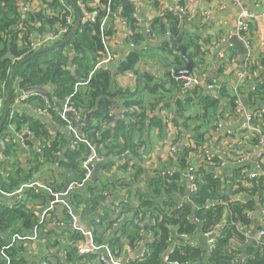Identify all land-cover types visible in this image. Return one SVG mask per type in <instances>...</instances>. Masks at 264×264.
I'll return each mask as SVG.
<instances>
[{
	"label": "trees",
	"instance_id": "1",
	"mask_svg": "<svg viewBox=\"0 0 264 264\" xmlns=\"http://www.w3.org/2000/svg\"><path fill=\"white\" fill-rule=\"evenodd\" d=\"M21 0H0V99H5L6 92L9 83L10 72L14 65L30 55L33 50L30 44L33 38V27L31 25L32 20H40L42 23L41 30L46 28L48 23H56V18H47L41 11L36 13L22 14L20 10ZM83 16L82 25L79 28L77 35L71 40L68 49L56 50L52 56L48 54H42L36 56L32 60L24 64L18 71L16 77L19 79V86L26 88L30 86L47 85L53 84L54 89L52 95L55 99L64 100L68 95L74 93L73 100L75 105L82 109L84 114L95 110L97 108L98 101L101 100V109L94 116L101 119L102 123L106 122L107 127H103L102 124L97 127L88 126L84 128L87 133V137L96 144L97 152L102 154L106 158V163L103 165V170L109 171L113 162L109 159L113 157H121L126 154L129 150L128 156L123 160L121 165L123 170H129L131 167L134 168L135 164H130L132 158L141 159L140 153L141 146L144 142L143 132L149 126L157 125L163 133H166L167 124L164 123L160 116H154L149 118L147 112L143 109L141 112L128 111L130 103H127V110L125 118L113 122L110 116L111 108L113 105V98L120 97L123 95L122 91L113 92L110 86L113 83V72L108 66L97 69L88 83H86L87 89L81 91L77 89V84L80 77L84 78V81L89 78V72L93 68V65L102 57L105 51V44L103 41L104 35H112L113 28L109 25L107 30L102 31L100 28V21L103 16L109 14V22L115 16H120L126 20V24L131 31V40L135 44H143L153 33L158 35L165 34L166 31H170L171 37L178 38L184 29V22L173 12L165 14L168 19L167 24L164 22L163 17L155 18L149 29L143 33L141 23L137 20L136 4L134 0H98V3L94 7H90L88 4L95 0H72ZM85 7L93 12H96L94 19H88ZM56 10L59 8L57 2L50 3ZM72 5V4H71ZM106 5V7H105ZM73 6V5H72ZM109 10V11H108ZM73 13L76 9L73 6ZM61 14V11H59ZM64 15V14H62ZM46 18V19H45ZM23 27H21V25ZM38 29V28H36ZM40 30V28L38 29ZM183 37V36H182ZM187 46L192 49H200L198 43L188 40ZM160 46L166 51H171L173 45L170 41V37H165ZM142 50L138 51L134 49L131 53L119 63V71L126 72L135 70L136 65L139 63ZM70 53H74L73 64L75 71L73 72L69 66ZM95 61L94 64L90 65V61ZM15 61V62H14ZM259 63L264 66V59H261ZM95 67V66H94ZM255 67L251 66L250 70H254ZM257 79L251 89L252 95L260 96L264 99V79ZM198 88V87H196ZM222 95H229L227 88H222ZM33 96L41 95H30L29 99ZM213 97V96H212ZM211 95H206L203 91L201 92V101L205 103L207 115H210V108L216 109L217 100L213 99ZM15 98V89L13 90L12 104L13 106ZM32 99V98H31ZM232 98V106L235 105ZM31 101V100H30ZM44 104V97L41 100V105ZM10 108V109H11ZM4 110V109H3ZM51 115L61 123H64L58 111L52 106L50 108ZM215 114V112H213ZM10 114L6 119L2 133L0 134V140L8 134V124L11 120L9 119ZM148 120H151V124L148 125ZM14 125L18 132H22L23 128L28 127L32 132L30 137H26V143L28 144L27 150L31 152L28 156V167L19 158L21 149L20 146L13 142L8 141L4 147L0 146V153L3 154V159L0 160L1 170V183L4 190L12 192L15 191L21 184L31 180L35 170L39 169L46 161L56 163L63 168V175L65 179L63 182L69 183L72 180L80 179L83 177L84 172L80 168V161L89 151L88 146L84 143L77 144L74 148L68 146L69 139L59 132L54 139H51L50 143H47V139L51 138L50 132L47 126L40 120V118H33L28 116L24 112L17 113L14 118ZM187 118L184 116L182 110L177 112V115L173 118V123L179 127V131H187V134L193 135V132H197L202 136L200 126L187 123ZM200 127V128H199ZM37 140L44 141L43 152L37 153L34 150V145ZM191 147H185L184 153L180 156V169L183 170L186 166V159L189 155ZM62 152L59 155L58 152ZM1 158V157H0ZM243 167H238L234 172H224L220 174L218 169L208 167L206 165L200 168L203 173V178L199 179V189L196 193L192 194L193 204L197 207H202L207 200H212L216 197L223 199H230L234 193L245 191L244 187L236 186V178L241 174ZM264 170V169H263ZM103 175L94 178L92 181L95 186L92 188V196L87 200V207L89 212L96 213L99 206L102 204L103 191L106 187L115 188L123 182H131L130 178L126 176H120L116 179H111L112 175ZM101 180L100 183H98ZM254 186L247 188V190L264 189V173L255 178ZM57 187H61L58 181L54 182ZM99 185V186H98ZM66 186V185H65ZM64 186V187H65ZM178 185L173 180L172 182H166L161 178H152L149 182V192L147 195L140 197V203L138 206L131 207L130 201H121L120 210L126 212L127 216L123 219V223L117 227V229H111L113 225L112 220L109 217V210L106 211L105 216L102 217V222L96 224L93 229L94 239L97 243H101L106 239V231L108 229L113 231V238L110 240V244L115 247L124 249L125 244H129L130 247L136 248L140 240L143 239V231H152L155 238L148 242V252L144 260H138L137 258L128 262V264H162V253L167 248V237H168V223L172 226H176L179 231L186 232L187 234L195 233L201 227L202 230L208 229L211 224L219 221L223 215L224 207L219 206L215 210L197 209L192 205L186 203L184 208L178 209L169 216L164 217L162 221H156L153 225L152 221L154 213L159 210V207L164 206L165 202L160 199L161 196L168 194L170 190H178ZM182 191L185 190L186 185L180 187ZM102 192V194H101ZM31 200L38 202H44L46 194L29 190L27 192ZM175 199V198H174ZM264 200V199H263ZM254 200H239L229 203L230 220L242 221V223L248 224L250 217L246 213L249 209H252ZM115 212V208L112 213ZM111 213V214H112ZM131 213V214H130ZM188 216V218H187ZM194 218L201 220L200 223L196 222ZM148 218L149 222L142 225L143 219ZM187 218V219H186ZM229 220V222H231ZM146 225V226H145ZM41 227L44 232V226L39 223L38 216L34 213V210L26 203L17 202L13 206L5 203H0V231L5 234H0V252L2 247L12 239V235L20 233L21 235H28L34 227ZM241 232L231 224H228L222 233L217 238L216 248L212 253H208L203 244L197 247L187 246L184 251H176L173 257L178 260L187 261L190 264H199L201 261L203 264L207 261H211L215 264H235L232 259L235 257L239 258L238 249L233 248L230 243V238L235 233ZM51 232H47L50 237ZM71 237V236H70ZM20 244L14 243L6 249L7 255L11 258V264H26V260L18 259L19 250L21 249ZM66 256L63 261L60 260L58 254H54L53 258L57 260V264H77L78 260L82 258L78 254L77 250L71 246H65ZM247 255L245 256L242 264H264V243L263 244H252L247 246ZM103 263V262H102ZM0 264H6L5 257L0 256Z\"/></svg>",
	"mask_w": 264,
	"mask_h": 264
},
{
	"label": "crops",
	"instance_id": "2",
	"mask_svg": "<svg viewBox=\"0 0 264 264\" xmlns=\"http://www.w3.org/2000/svg\"><path fill=\"white\" fill-rule=\"evenodd\" d=\"M135 4L137 16L141 19L143 33L149 29L151 22L155 18L163 17L164 22L167 24L168 19L165 17V14H168L171 9H174L178 5L185 7L187 12L184 17L174 14L184 22L185 31L182 33L183 37L180 43L186 46L187 55L191 57L195 63L192 72L198 70L207 81L213 82L214 86L209 91L205 90L206 88L203 86L194 88L190 91L183 90L181 85L176 82V75L173 74V70L184 68L186 61L181 57V50L173 46L171 51H166L160 46L162 40L167 37L166 34H151L146 42L133 46L131 44L133 40L130 38L131 31L128 25L124 22L122 17H113L109 22V25H112L113 32L108 46L111 52L115 53L116 56L107 66L112 69L113 72V83L110 89H112L113 92L122 91L123 95L113 98L110 116L114 123L125 118L127 110L126 104L130 103L128 111L141 112L144 109L149 115V118L160 116L164 123L168 125L166 133H163L157 125L149 126L144 130L143 140L145 143L142 144L140 149L142 157L141 159L132 158L130 160V164H135L134 168L131 167L129 170H123L121 168L124 162L123 160L128 156L129 150L121 157L111 158L114 159V161H111L114 163L111 168L112 170H109L110 172L113 171L109 174L112 175L111 179L114 180L117 177L126 176V178H130L132 181L123 182L122 184L129 185H119L114 189L106 187L110 190V195L105 196L101 192L103 200L96 213L89 212L87 207V200L91 198L92 188L95 186L92 181L93 179L90 177L86 185L79 192L75 193L74 199H72L71 196L66 197V200L73 207L76 214L81 211L76 223L79 230H73L71 224L67 222L70 216L65 214L64 221H60L50 226V228H45L44 232L39 228L40 237L38 240L26 239L23 241L21 239L22 241L14 242V245L15 243L22 245L19 250L18 259L26 260V264H33L34 261L38 264L47 259L50 264H57L58 261L53 258L54 254H58L60 260L63 261L66 256L65 246L71 245L69 239L71 238L70 240H72L84 237L80 232L81 229H87V227H93L94 229L96 224L101 223L95 222L97 217H101L102 219L106 211L109 210L107 213L110 214L109 217L113 222L114 214L117 211L122 212L120 208L117 207L121 201H130L132 203L131 207L139 205L140 197L142 195H147L150 190V180L152 178L160 179L156 177L155 171L164 169L171 163L166 159L167 155H169L167 147L169 142H177L180 149L184 144L183 140L187 131L184 130L180 132L179 127L173 123V118L177 115L179 110L183 111L184 116L187 118V123L201 127H199L200 131L203 133L201 137L197 132H193L192 135L196 139L198 147H200V143H203V146L204 143H206L209 149L219 153V156L222 157L225 166L222 168V171H218L220 174L224 172H234V170L238 168L235 159L227 152L229 148H234V151L235 149H239L250 155V161L245 164L248 168H254L255 157L260 152L263 153L264 160V114L261 115L260 112V110L264 109V99H261L260 96L251 94L254 90L251 88L257 80L255 79L254 73L257 72L259 73L258 77L261 76L258 80L264 79V66L259 63L261 59H264V17L260 16L264 11V0H242L241 5L243 8L249 9L256 15H259L251 26L250 37L252 40L251 47L249 48L251 58L248 65L244 67L246 70V77L244 78H239L236 73L239 69L243 68V61L245 60L247 52L239 53L238 48L234 44L226 43L235 32L237 26L236 19L239 7L233 0H135ZM46 27H49V29L46 30L47 32L53 29V25L50 23H48ZM38 29L34 28L33 32H40L41 28L40 30ZM166 32L170 33L168 30ZM188 40L198 43L200 49L189 48L186 44ZM68 47L69 46H65L63 48L68 49ZM134 49L143 51L135 70L120 72L119 63ZM54 52L55 51L49 52L48 55ZM94 62L91 60L89 64L92 65ZM95 65L96 64L93 65L89 75L95 69ZM251 66L255 67L252 71L250 70ZM83 82L84 78L80 77L77 89H81V91L87 89L88 85ZM18 85L19 82L17 81L16 83L15 81V92ZM47 87L52 93L54 89L53 84H47ZM223 87L227 88V92L231 93V96L221 94L220 90ZM202 91L206 95H211L213 99L217 100L216 109L210 108V115L208 116H206L208 109H206L205 103L201 101ZM27 96L28 98L23 101L21 106L22 112L33 118H40L47 126L51 138L49 140L47 139L46 142L50 143L51 139H54L59 132L63 133V135L69 139L64 123L55 120V118L49 114L39 113L38 110L42 106L41 100L44 96H33L31 97L32 99H29L30 95ZM232 98H234L233 102H235L233 106ZM55 100L61 101L59 99ZM54 108L56 111H59L57 107ZM213 112H215V114H213ZM247 113L254 114L255 119H253V123L256 127L261 129V132L251 127L249 129L243 127V124L247 121ZM86 116L85 114L83 120H86ZM147 123L150 125L151 120H148ZM100 124H102L103 127H107L106 122L102 123L101 119L93 115L91 125L97 127ZM85 127L88 126H78L80 131L86 135L87 133L84 131ZM28 130L29 128L25 127L22 132H27ZM14 132L17 133L15 130ZM36 145L37 147L43 148L45 144L44 141L37 140ZM224 147L226 152H220ZM203 150L205 151L204 148ZM0 157V160H2V153ZM18 159L28 167V156H25L22 151ZM188 162L195 166V168L205 165L198 152L194 155L191 153ZM177 164L178 163H176V165ZM102 167L97 177L103 175L102 179L104 180L105 175H108V173H106ZM179 167L180 165L177 166V168ZM115 168L116 171L114 170ZM63 171V168L56 163L46 161L39 169L34 171L32 179L43 181L52 186L55 190L60 191L68 184L63 182L65 179V176L62 174ZM119 171L123 173H119ZM55 181H58L61 187H57V184L54 183ZM98 181V183L101 182V180ZM175 183L179 187L178 190H170L167 194L172 204H182L183 208L186 203L192 205L193 201H186V198H182L183 195L180 196L177 193L181 192L184 194L188 192V182ZM185 185L186 188L182 191L180 187ZM244 190L245 191L241 193V200H254L251 205L252 209L246 211L251 219L250 222L245 224L242 223V221L230 220L231 212L228 209V221H231L229 224L234 225L241 232V235H239L237 231V233L230 238L231 244L236 243L235 249L239 247L238 254H240V258H245L247 255V246L257 244L259 229L264 225V189ZM42 192L46 194L44 202L41 203L44 208L49 203V201H46V197L50 198V196L46 189H41L39 193L41 194ZM238 193L236 192L233 195ZM26 196L24 201H27L29 206L37 202L31 200L28 194H26ZM3 201L8 204L6 199L2 200V197H0V203ZM117 202L119 203L117 204ZM60 204L61 203L55 204L57 210L62 209V204ZM114 208L115 212L112 213ZM176 210L178 209H175L174 212ZM124 213L126 217L127 214L126 212ZM168 226H171V224H168ZM35 227L30 233L34 232ZM110 228L114 230L117 229V227L113 225ZM114 230H112V233L108 232V234L106 231V239L103 242L113 238ZM246 230L249 231L248 234L245 233ZM47 232H51L50 237L47 235ZM0 234L5 233L0 231ZM188 237L190 242L205 241L199 230L195 233L188 234ZM124 248H126L125 254L123 253L124 259L134 258L138 255L136 252L137 249L130 247L129 244H125ZM83 258L92 260V264H102L92 255L86 257L82 256L77 264H82L83 262L81 260Z\"/></svg>",
	"mask_w": 264,
	"mask_h": 264
},
{
	"label": "built area",
	"instance_id": "3",
	"mask_svg": "<svg viewBox=\"0 0 264 264\" xmlns=\"http://www.w3.org/2000/svg\"><path fill=\"white\" fill-rule=\"evenodd\" d=\"M135 1V0H134ZM52 2H57L59 4V8L56 10L54 7L50 5ZM233 2L239 7V11L237 14V19H236V32L240 40L243 41L247 48V54L245 56V60L243 61V68L239 69L237 71V76L239 78H244L246 77V70L244 67L248 65L250 62L251 58V53H250V47H251V26L253 22L257 19L259 15H256L253 11L243 8L242 0H233ZM98 3V0L91 1L89 2L90 7H94ZM72 3L68 0H21L20 1V10L22 14H27L29 12L31 13H36V12H43L45 14V17L47 18H56L57 21L56 23H53V29L51 31L47 32L46 30L49 29V27H46L43 30H40L38 33H33V38L30 42L32 45L33 50H37L39 48L58 43L62 41L66 35L70 32L72 27L74 26L76 19H77V14L76 12L73 13L72 9L73 6L71 5ZM85 12L87 14L88 19H94L96 17V12L90 11L85 7V4H82ZM100 5V3H98ZM106 7V5H105ZM75 8V7H74ZM61 11V14L59 13ZM109 11V10H108ZM169 12H173L174 14H178L181 17H184L186 15L187 10L185 9L184 6L178 5L174 9H171ZM64 14V15H62ZM109 14L105 15L102 17L100 21L101 29L102 31L107 30L109 24ZM260 16L264 17V11L260 14ZM46 19V18H45ZM83 20V19H82ZM124 22L126 23V20L123 18ZM137 20L139 23H141V19L137 17ZM31 25L34 28H41L42 23L38 19H34L31 21ZM21 25V24H20ZM23 27V25H21ZM167 37H171L169 32L165 33ZM152 35H154L152 33ZM109 35H104L103 34V41L105 44V51L103 52L102 57L97 61L95 65V69L90 73L89 78L85 80L83 83L86 84L88 83V80L92 76V74L95 72V70L101 68V67H106L108 63L113 61V58L116 56L115 53L111 52L109 49L108 43L110 40ZM224 41H227L226 39H223ZM70 44V43H69ZM69 44L67 46H69ZM133 46H136L134 42L131 43ZM64 49V48H62ZM15 62V61H14ZM259 73H254L255 78L258 77ZM19 79L16 77L15 81L17 83ZM176 82H178L182 89L185 91H190L193 90L196 87H205L207 91L211 90L214 86L213 82L207 81L199 72L198 70L191 72L190 74H181V75H176L175 77ZM19 82V81H18ZM15 88V84H14ZM74 93H71L68 95L64 100H61L63 111H58V114L64 121V126L67 130V134L69 135V144L68 146L70 148H74L77 144L79 143H84L86 146H88L89 151L86 153V155L81 159L80 161V168L84 172V175L80 179L72 180L69 182L66 187L60 191L55 190L52 186L46 184L43 181H38L35 179H31L23 184H21L15 191L9 192L3 189L2 187V177H1V170H0V197L3 199H6L8 201L9 206H13L17 202H23L28 205V207L32 208L34 210V213L38 216L39 218V223L44 226V229L55 225L59 223L60 221H64L65 219V214L67 216H70L67 219V222L71 224L73 230H79L77 228L76 223L78 216L80 215L81 211L76 214L75 210L73 207L70 205V203L66 200L67 196H71L72 199H74L75 193L79 192L89 181V177L92 172V166L95 165L96 163H102L103 165L106 163V158L97 152L96 144L93 143L91 140L88 139V137L80 131V128L70 119H68L65 116V111H73L77 115V117L84 119L85 114L82 109L78 108L73 100ZM28 96L25 94L24 89L21 88L18 85V88L16 89L15 92V98L13 102V106L9 111V119L11 118L9 124H8V134L0 140V146L4 147L5 144L8 141H13L17 143L21 148H26L28 147V144L26 143V137H24L25 134L30 137L32 135V132L28 130L27 132H18L16 130V127L14 125V121H12V118L17 113L22 112L21 106L22 103L25 99H27ZM5 105V99L1 98L0 99V119L3 113ZM51 104L48 102V100L44 97V104L39 108V113L40 114H49L50 113V108ZM261 115L264 114V109L260 110ZM52 116V115H51ZM253 119H255L254 114L252 113H247L246 114V123L243 124V127L246 128H253L255 130H258L261 132V129L256 127V125L253 123ZM17 131V133L14 132ZM183 146L180 149L177 145V142H169L168 144V154L167 155V160L171 162L168 167H165L164 169H159L155 171L156 177L161 178L162 180L166 182H172L173 180L178 183H184L188 182L189 185V190L186 193H181L177 192L182 198H186V201H193L192 200V194L196 193L199 189V179L203 178V173L201 172L200 168H195L192 164L188 162V159L191 155V153L194 155L196 152L199 153V155L202 158V161L204 164L208 167L216 168L218 171H222V168L225 166V162L222 160V157L219 156V153L212 151L209 149L208 145L206 143H200V147H198V143L196 139L190 135L186 134L183 140ZM185 147H191L192 149L189 151V155L187 156L186 159V166L184 167L183 170L180 168H177V166L181 165L179 159L180 156L184 153V148ZM205 149V151L203 150ZM234 149V148H233ZM229 148L228 149V154L235 159L237 163V167H243L241 170V175L236 178V182L234 187L239 186V187H244V188H251L254 186V179L260 176L261 174L264 173V160H263V153L260 152L259 154L256 155L255 161H254V168H248L245 166L247 162L250 161V155L246 154L239 149H235V151ZM34 150L37 151V153L43 152L42 148L37 147V145H34ZM220 152H226L225 147L222 149ZM59 155H62V152H58ZM1 154V153H0ZM31 152L27 150V156H30ZM175 161V162H174ZM176 163H178L176 165ZM102 165V166H103ZM103 169V168H102ZM112 169H110L111 171ZM116 171V168L114 169ZM106 171V173L111 174L112 172ZM119 173H123L122 171H119ZM223 174V173H222ZM41 189H46L48 195H53L54 199L46 197V201H49L46 207L43 208V205L41 203L43 202H34L32 203L31 206H29V203L27 201H24L26 199V194L29 190H34L35 192H40ZM241 193L239 192L236 195L230 196V199H223L221 197H216L212 200H207L202 207H197L195 204L192 203L194 208L197 209H211L215 210L217 207L222 206L224 207V214L222 215L221 219L217 221L214 224H211L208 229L202 230L201 227L199 228V231L201 232V236L205 239L203 242H190L188 234L183 231H179L176 226H167L168 227V237H167V248L163 251L162 253V259L163 263L162 264H190L187 261L183 260H178L173 257V254L178 251H184V248L187 246H193L197 247L200 244H203L206 251L208 253H212L213 250L216 248L217 245V238L218 236L222 233L224 228L229 224L228 221V207L229 203L233 201H239L241 200ZM103 194L105 196L110 195V190L108 188H104ZM162 202H165L163 208L162 206L159 207V210L154 213V218L152 221V224L155 225L156 221H162L164 220V217L169 216L174 212L175 209H182V204L177 205L172 204L171 200L168 198V195L165 194L160 197ZM56 203H61L62 204V209L57 210L55 207ZM119 202H117L118 204ZM60 204V205H61ZM117 207H120V204L117 205ZM65 212V213H64ZM125 218V213L124 212H116L113 216V226L114 227H119L123 223V219ZM188 218V216H187ZM193 219L200 223L201 225V220L194 218ZM66 222V221H65ZM95 222L100 223L102 222L101 217H97ZM149 222L148 218H144L142 225L146 224ZM170 224V223H168ZM41 228V227H40ZM39 227H35V230L33 233H30L28 235H21L20 233H15L12 235V239L10 240L9 243H7L4 247H2L0 256L5 257L6 259V264H11V258L9 255L6 253V249L9 248L14 242L16 241H24L26 239H33L34 241L39 239ZM81 229V228H80ZM84 237L80 238H75L70 240L69 243L77 250V252L82 255V256H89L92 255L94 256L98 262H103L102 264H128V262L131 260V258H125L124 259V254L125 250L120 249V247H113L110 244V240H106L105 242L97 243L94 239V231L93 227L87 229H81L80 231ZM109 233H112V230L109 229ZM249 231H245L246 234H248ZM143 239L140 240V242L136 246V252L138 253L137 256H135L133 259L135 260L136 258L138 260H144L147 252H148V242L153 240L155 238V235L152 231H143ZM71 236V234H70ZM263 238H264V225H262L259 229L258 232V241L257 244H263ZM22 239V240H21ZM233 248L236 247V243H232ZM124 253V254H123ZM244 258H238L235 257L232 259V262L235 264H242ZM83 263L82 264H92L93 261L87 258H83L81 260ZM38 264H50L49 260H43L39 262ZM199 264H203L201 261ZM205 264H215L211 261L205 262Z\"/></svg>",
	"mask_w": 264,
	"mask_h": 264
},
{
	"label": "water",
	"instance_id": "4",
	"mask_svg": "<svg viewBox=\"0 0 264 264\" xmlns=\"http://www.w3.org/2000/svg\"><path fill=\"white\" fill-rule=\"evenodd\" d=\"M68 1H70L74 5V7L76 9V14H77L76 22H75L74 26L72 27V29L70 30V32L68 33V35H66V37L58 43L51 44V45H48V46H45V47H42V48L35 50L30 55H28V56L24 57L23 59H21L20 61H18L14 65L13 69L11 70L10 76H9L8 88H7L6 97H5L4 110H3V113H2V116L0 119V134L3 131L4 124L6 122V119L8 117V114H9V111L11 108L15 79H16V75H17L19 69L24 64H26L28 61L35 58L36 56H39L42 54H48L49 52H53V51L59 50L60 48L67 46L71 42V40L77 35L79 28L82 25L83 16H82L81 12L79 11V9L77 8L76 4L72 0H68ZM182 36L183 35L181 34L178 38L170 37L171 43L173 44V46L176 49H179L182 51L181 57L183 60L186 61V65L184 68L173 70L174 75L190 74L192 72L194 66H195L194 61L191 59V57H189L187 55L186 46L184 44L180 43ZM226 43L227 44H230V43L234 44L238 48L239 53H246L247 52V48L245 47L243 41L239 39L237 32H236V29H235V32L233 33V35L228 39V41ZM73 57H74V55H73V53H71L70 59H69V65H70L72 71L74 72L75 67L73 64ZM24 92L27 95H33V94L42 95L48 100V102L51 104V106L57 107L60 111H63L61 101H57L54 99V97H53L51 91L49 90V88L47 87V85H38V86L26 87V88H24ZM101 100L102 99H100L98 101L97 108L87 114V116L85 118L86 120H83V119L77 117V115L73 111H65L64 114L68 119L72 120L77 126H90L92 124L93 115H95L101 109ZM24 137H28V135L25 134ZM21 151L25 156L27 155V149L26 148H21ZM109 160H110V162L114 161V159H109ZM102 165H103L102 163H96L95 165L92 166V173L90 175L91 179H94L98 176V174L100 173V169H101ZM26 167H27V165H26ZM113 178H115V177H113ZM50 198L54 199V196L50 195ZM33 264H37V262L34 261Z\"/></svg>",
	"mask_w": 264,
	"mask_h": 264
},
{
	"label": "rangeland",
	"instance_id": "5",
	"mask_svg": "<svg viewBox=\"0 0 264 264\" xmlns=\"http://www.w3.org/2000/svg\"><path fill=\"white\" fill-rule=\"evenodd\" d=\"M49 55H52V54H49Z\"/></svg>",
	"mask_w": 264,
	"mask_h": 264
},
{
	"label": "bare ground",
	"instance_id": "6",
	"mask_svg": "<svg viewBox=\"0 0 264 264\" xmlns=\"http://www.w3.org/2000/svg\"><path fill=\"white\" fill-rule=\"evenodd\" d=\"M146 226V225H145ZM26 253V252H25Z\"/></svg>",
	"mask_w": 264,
	"mask_h": 264
}]
</instances>
